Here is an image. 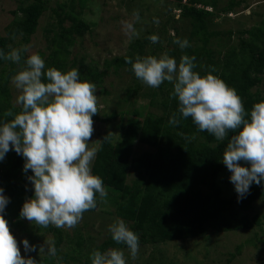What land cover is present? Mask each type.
<instances>
[{"label": "trees", "instance_id": "obj_1", "mask_svg": "<svg viewBox=\"0 0 264 264\" xmlns=\"http://www.w3.org/2000/svg\"><path fill=\"white\" fill-rule=\"evenodd\" d=\"M85 1L80 0L81 10H76L75 0H72L70 12H65L66 4L58 7L60 11L55 9L58 22L46 33V48L50 51L44 58L45 72L55 68L66 73L75 68L81 81L101 86L110 69L113 72L124 67L132 70V64L126 63L125 57L134 63L137 57L152 56L160 48L159 41L149 44V38L137 39L129 45L125 55L106 60L103 70L95 62L86 63L84 58L71 60V46L76 38L91 32V26L83 20ZM175 1V8L181 12L179 21L189 26L190 38L196 37L197 43L192 45L189 42L190 46L183 53L178 50H170L169 53L175 57L177 64L183 55L195 56L196 67L193 70L201 77L212 74L234 89L244 104L245 118L250 120L254 104L264 101V93L259 89L264 76V17L260 25L238 31V45H231L225 52H216L211 45V37L221 33L208 31V19L216 12L197 6L198 3L207 4L205 0ZM48 3L49 0H23L14 11L15 18L0 35V52L4 54L0 56V126L22 111L21 105L14 104L10 87L15 62L4 57L13 46L20 47L21 60L24 61L22 69L27 67L28 57L23 49L37 31ZM226 10L231 12L232 9ZM172 19L177 22L174 16ZM161 29L166 31L167 25L164 24ZM229 33L234 34L230 30ZM147 45L152 46L153 51L146 55ZM43 82H47L46 79ZM135 82L126 89L129 96L141 89L139 79ZM159 90L161 113L150 111L145 114L137 108L127 119L117 142H113L111 134L101 136L91 173L103 180L107 195L101 198L96 193L97 206L88 211H94L102 200H108L115 205V214L128 223L129 230L138 236L139 245L201 237L211 228L232 231L262 226L260 214H252V211L255 210V201L264 202V181L260 185L253 183L249 194L239 202L236 191L227 196L219 183L220 173L229 171L222 162L223 153L230 137L236 133L229 132L224 140H217L207 131H200L191 117L184 119L180 116L178 98L171 96L174 85L165 81ZM8 110H12L13 117L4 115ZM118 115L117 112L104 117L96 114L92 119L109 121ZM174 115L179 119L177 125L169 124ZM138 144L143 149L138 150ZM24 163L23 156L14 149L0 161V188L9 198L2 214L11 233L16 229L20 232L24 230L25 218L20 216V211L24 202L34 196V188L27 179L33 173L31 170L27 173L23 171ZM243 164L250 166L241 162ZM37 231L51 233L56 249L55 256L46 252L43 258L31 257L37 264H92L94 251L104 253L111 248H127L125 244L115 242L111 235L87 253L84 247L91 236H86L87 231L82 228L71 234L65 228L54 225L47 228L37 225ZM164 264L169 263L165 260Z\"/></svg>", "mask_w": 264, "mask_h": 264}, {"label": "clouds", "instance_id": "obj_2", "mask_svg": "<svg viewBox=\"0 0 264 264\" xmlns=\"http://www.w3.org/2000/svg\"><path fill=\"white\" fill-rule=\"evenodd\" d=\"M134 19H140L134 12ZM129 39L139 33L132 22H122ZM157 43L156 35L149 37ZM181 49L189 47L187 39L175 40ZM23 51H27V46ZM20 49H13L5 59L19 62ZM0 52V56H3ZM195 56L183 55L179 64L167 53L157 58L137 57L132 64L137 79L155 89L163 82L174 85L172 97L178 98L179 113L184 119L191 117L200 131H207L217 140L232 135L223 153L222 162L231 172L230 182L234 185L238 202L249 194L253 183L264 181V101L255 103L250 120L241 97L222 79L212 74L201 77L193 69ZM27 67L12 77V83L20 94L16 103L22 111L0 126V161L10 150H15L25 159L23 171L31 170L27 179L34 188V196L26 200L20 216L40 227L54 225L57 228H74L83 213L97 206L96 193L106 197L103 180L91 173L90 165L96 157L97 148H89L93 135L92 117L98 113L96 86L79 79L78 69L66 73L55 68L45 72V62L38 54L26 60ZM46 79L47 82H43ZM174 115L169 124L177 125ZM242 129V130H241ZM239 130V131H238ZM11 146V147H10ZM241 162L250 165L245 167ZM9 198L0 188V264H37L31 258L21 256L15 237L10 232L4 213ZM112 239L125 244L133 260L139 250L138 236L118 220L109 226ZM25 252L35 251V246L23 241ZM42 246L39 252L44 251ZM47 253L55 256L56 249L50 243ZM92 264H126L124 254L118 249L104 253L94 251Z\"/></svg>", "mask_w": 264, "mask_h": 264}, {"label": "rangeland", "instance_id": "obj_3", "mask_svg": "<svg viewBox=\"0 0 264 264\" xmlns=\"http://www.w3.org/2000/svg\"><path fill=\"white\" fill-rule=\"evenodd\" d=\"M22 1L0 0V35L5 33V27L15 18L14 11ZM75 1L77 2L76 10H81L80 0ZM205 1L208 5L198 3L197 6L216 12L213 17L208 19V31L221 33L211 37V45L216 52H225L231 45H238V31L260 25L264 17V0ZM62 4H66L65 12L72 10V0H49L48 9L40 18L38 29L27 44V57L38 54L44 60L47 56L50 50L46 48L48 45L46 33L53 24H57L58 17L55 14V9L60 11L58 7ZM175 7V0H86L83 8V20L91 26V32L76 38L74 45L71 46V60L72 58L79 60L84 58L86 63L95 62L103 70L106 60H111L118 55H125L132 42L137 39L149 38L152 35L158 36L160 42V48L156 49V53L152 56L159 58L167 53L169 57L175 59L169 51L178 50L183 53L182 51L185 49H181L178 44L174 43L175 40L187 39L192 45L197 43L196 37L190 38L191 29L189 26L179 21L181 12ZM229 8L232 9L231 12L226 10ZM136 11L139 12L140 17L138 21L134 19L133 15ZM173 16L176 23L173 22ZM122 22H132L139 35L129 39L125 35ZM164 24L167 25L166 31L161 29ZM176 28H179V32H176ZM229 30L234 34H230ZM149 44L154 43L150 41ZM13 49H20V47L13 46L10 52ZM151 51H153V47L147 45L146 55ZM23 64L24 61L21 59L18 63L15 62L12 67V77L23 70ZM12 77L10 87L13 102L19 106L16 101L20 92L13 85ZM136 79L134 71L129 70L128 67H124L118 72H113L110 69L104 83L101 86H96L98 116L104 117L113 112H117L119 115L109 121L93 119L94 132L88 143L90 149L97 148L101 136L106 133L112 135L113 142H117L121 137L122 128L126 126L127 119L133 110L140 108L145 114L150 111L161 113L159 87L153 89L139 80L141 86L139 92H132L130 96L127 94V87L134 85ZM259 89L264 93V76ZM153 99L154 103H152ZM121 112L123 113L121 114ZM137 149L141 150L143 146L138 144ZM91 166L92 164L90 168ZM242 166L250 167L244 164ZM230 176V171H223L218 177L225 194H228L227 196L235 192V187L229 179ZM28 182L31 184L29 180ZM254 205L255 210L252 211V214H260L262 226L255 225L251 229L232 231H218L211 228L206 235L201 237L174 240L157 245L141 244L135 260L132 259L128 247L118 250L123 252L126 264H164L165 260L169 264H264V202L258 200ZM118 220L123 219L115 214V205L104 199L94 211L84 212L82 219L74 228L65 229L71 234L77 228L87 231L86 236L90 235L91 240L88 239L84 249L88 253L95 250L97 245L112 235L109 226ZM125 224L129 228V224L126 222ZM33 230L35 231L31 233ZM12 235L24 258L28 256L36 259L43 258L48 245L53 244L51 233L37 231L35 222L32 224L27 219L24 222V230L20 232L16 229ZM25 239L30 245L35 246L34 252H25L23 245ZM30 240L35 241L30 242ZM42 246L45 250L39 252ZM240 246L241 248L238 249ZM154 256L157 259H152Z\"/></svg>", "mask_w": 264, "mask_h": 264}]
</instances>
